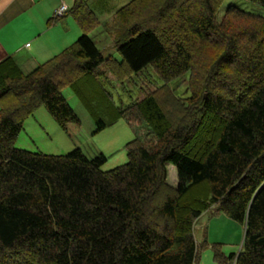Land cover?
I'll use <instances>...</instances> for the list:
<instances>
[{"label": "trees", "instance_id": "1", "mask_svg": "<svg viewBox=\"0 0 264 264\" xmlns=\"http://www.w3.org/2000/svg\"><path fill=\"white\" fill-rule=\"evenodd\" d=\"M223 1L128 0L103 24L117 60L88 36L99 20L86 0H72L60 16L78 26L74 41L26 73L0 61V264H196L207 246L219 264H264V14L228 4L218 17ZM100 64L120 82L150 65L160 91L114 104ZM65 85L85 98L91 133L120 118L130 126L123 164L13 146L38 106L63 130L79 123ZM210 207L242 225L237 252L195 241Z\"/></svg>", "mask_w": 264, "mask_h": 264}, {"label": "rangeland", "instance_id": "2", "mask_svg": "<svg viewBox=\"0 0 264 264\" xmlns=\"http://www.w3.org/2000/svg\"><path fill=\"white\" fill-rule=\"evenodd\" d=\"M64 1L69 2L70 5L72 0ZM127 1L128 0H86L99 20V25L93 30H90L88 36L103 56H112L117 60L119 59V55L115 50L112 40V27H110L112 32L108 34L103 24L106 26V23H110L107 25L112 26L115 10ZM228 4H233L241 10L256 13L258 15L264 14V9L262 7L248 0H224L219 9L218 17H221L224 8ZM69 20L71 19L69 18ZM72 24L76 28V32H78V34L76 33L73 37L72 41H74L80 34V30L78 31L76 24ZM21 69L25 73L30 70L27 68ZM96 70L98 72H106L104 64L98 65ZM106 75L110 78L109 83L106 84V88L109 90L111 101L114 104L120 102L125 104L132 99H140L145 94L159 92L158 86L162 83L156 77L150 65H147L141 72L133 74L131 77L125 78L121 82L113 79L112 74L108 72H106ZM177 82H179L180 89L191 85L186 74L179 77ZM60 90L71 109L77 115L79 123H68L66 129L63 130L46 112L42 105L38 106L23 120L20 131L13 139V146L27 151H38L51 155L64 154L72 148L78 147L89 158L98 153H102L106 157V160L101 165V170H108L123 164L127 159L124 144L132 138L130 126L120 118L101 131L91 133L94 129V119L90 114V110L82 101L85 98L81 99V97L67 85L63 86ZM204 94L205 92H203V95ZM87 99L89 107L94 112H97L98 115H102L103 119L107 121L109 115L106 113L107 111L104 109V105L100 103L98 99H90V96ZM166 167V180L170 185H174L176 182L174 168L169 164ZM240 236H242V231H240ZM235 249L236 247L233 246L230 251L233 252Z\"/></svg>", "mask_w": 264, "mask_h": 264}, {"label": "crops", "instance_id": "3", "mask_svg": "<svg viewBox=\"0 0 264 264\" xmlns=\"http://www.w3.org/2000/svg\"><path fill=\"white\" fill-rule=\"evenodd\" d=\"M61 4L65 9L70 6L64 0H0V61L10 56L20 69L31 70L69 45L78 32L69 16L57 15L53 20ZM240 231L243 232L242 225L218 213L214 207L203 211L193 224L196 242L204 239L208 245L218 244L224 254L230 253L233 246L236 247L233 252L239 250ZM196 264L219 263L212 260L207 246Z\"/></svg>", "mask_w": 264, "mask_h": 264}, {"label": "built area", "instance_id": "4", "mask_svg": "<svg viewBox=\"0 0 264 264\" xmlns=\"http://www.w3.org/2000/svg\"><path fill=\"white\" fill-rule=\"evenodd\" d=\"M64 10H65V7H64V5H60L56 10H55V15H61L63 12H64Z\"/></svg>", "mask_w": 264, "mask_h": 264}]
</instances>
